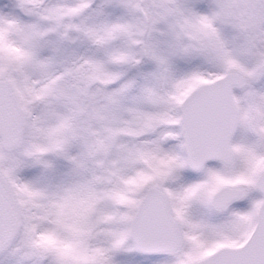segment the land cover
Listing matches in <instances>:
<instances>
[{"label":"snow or ice","instance_id":"1","mask_svg":"<svg viewBox=\"0 0 264 264\" xmlns=\"http://www.w3.org/2000/svg\"><path fill=\"white\" fill-rule=\"evenodd\" d=\"M0 264H264V0H0Z\"/></svg>","mask_w":264,"mask_h":264}]
</instances>
